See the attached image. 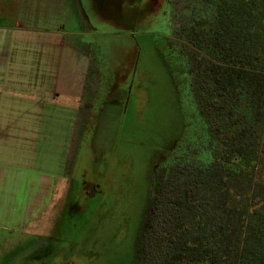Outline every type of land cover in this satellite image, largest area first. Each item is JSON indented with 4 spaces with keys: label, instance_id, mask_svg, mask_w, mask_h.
<instances>
[{
    "label": "rangeland",
    "instance_id": "rangeland-1",
    "mask_svg": "<svg viewBox=\"0 0 264 264\" xmlns=\"http://www.w3.org/2000/svg\"><path fill=\"white\" fill-rule=\"evenodd\" d=\"M163 5L160 0H76L75 17L66 20L58 50L39 43L48 35L29 34V82H0L1 100L14 91L39 101L34 108L41 117L29 114V122L39 124L29 177L13 160L0 162L2 170L12 171L0 180V191L18 188H13L15 172L20 180L29 179V223L22 228L0 223V264H135L153 167L193 117L186 76L165 66L160 54ZM134 13L142 17L136 28ZM82 55L94 63L83 79L84 67L77 69ZM57 59L60 80L51 77ZM96 65L111 73L113 86L102 84ZM72 79L77 83L70 90ZM113 90L121 96L109 95ZM98 93L108 95L100 100ZM92 108L96 124L90 123ZM0 207L7 215L15 207L22 216L8 195L0 198ZM59 247L69 257H46Z\"/></svg>",
    "mask_w": 264,
    "mask_h": 264
},
{
    "label": "trees",
    "instance_id": "trees-1",
    "mask_svg": "<svg viewBox=\"0 0 264 264\" xmlns=\"http://www.w3.org/2000/svg\"><path fill=\"white\" fill-rule=\"evenodd\" d=\"M188 8L193 117L153 167L135 264H264V0Z\"/></svg>",
    "mask_w": 264,
    "mask_h": 264
},
{
    "label": "crops",
    "instance_id": "crops-1",
    "mask_svg": "<svg viewBox=\"0 0 264 264\" xmlns=\"http://www.w3.org/2000/svg\"><path fill=\"white\" fill-rule=\"evenodd\" d=\"M33 1L0 0V82H14V84L15 82H29V34L48 35L39 43L46 49L54 51L56 48L58 50L61 46L58 36L63 31L66 20L75 17L76 0H36L35 4H32ZM82 59L76 64L80 72L81 67H84L80 77L83 79L85 77L83 73L88 67L89 60L86 55H82ZM58 61L59 59L53 61L54 68L52 74L50 73L55 79H59L58 72L61 73ZM76 64H74L75 69ZM75 78L78 79L79 75ZM70 81L73 82L69 83L68 89L72 90L77 82H74L75 79ZM26 88L29 86L27 85ZM7 93L3 100L0 99V115L7 117L3 119L0 116V162L13 160L16 169L28 178L29 154L34 153L33 142L36 134L39 133V124L30 123L29 114L36 113L37 118L41 117L40 111L37 113V109L34 108L39 101H35L34 97L29 98V95L22 98L14 91ZM15 100H20L21 105H17L18 101L14 102ZM29 102L32 104L29 105ZM16 114L20 116L13 119V115ZM1 165L2 163H0V180L12 172L2 170ZM15 173L13 188L16 185L18 188L1 189L0 198L6 199L8 195L17 200L18 206L23 210L22 216L19 218L15 207L8 209V215L7 212L1 213L0 207V223L5 221L7 225H17L18 228H22L29 223V179L20 180V174Z\"/></svg>",
    "mask_w": 264,
    "mask_h": 264
},
{
    "label": "flooded vegetation",
    "instance_id": "flooded-vegetation-1",
    "mask_svg": "<svg viewBox=\"0 0 264 264\" xmlns=\"http://www.w3.org/2000/svg\"><path fill=\"white\" fill-rule=\"evenodd\" d=\"M140 1V0H138ZM161 2H163V18L161 20V22L159 23L158 28L161 30V35H162V42L161 45H159L160 50L162 51L160 54L163 56V60H164V65L168 66L170 68H174L175 70L177 69L179 71V75L180 76H186L185 81H187L186 83V93H193V89H192V74H191V65H189V63L187 64V62H191V59L189 57V54L186 50L185 47V42L183 41V39L181 38V28L184 24V22L187 19V16L189 14V6L191 3L194 2V0H188L185 1L184 4L181 7H178V1L179 0H160ZM139 10V9H138ZM133 28H136L137 25L140 23V21L142 22V17H141V13H134L133 15ZM174 26H176L174 28ZM163 31V32H162ZM90 64L94 66V63L92 60L89 59V64H88V68L90 69ZM101 65V64H100ZM187 65L190 66L187 67ZM89 69H88V73H89ZM94 68H92L93 70ZM104 67L103 66H99L96 65V69L94 71V73H97L98 78L101 80L102 84L104 83V85L107 86V84L113 86V83H109V81L112 79L111 73L108 70L104 71ZM104 72L106 74V78L103 80L102 79V74L101 73ZM104 74V75H105ZM109 74V75H108ZM103 80V81H102ZM102 87V85H100V88ZM94 87L90 88L89 86V91L93 90ZM120 88L118 87V81L116 82V86H115V90L118 92ZM115 90L112 91V93L109 95L113 96V94H117V98L118 96L120 97L121 95H119V93H115ZM128 93V90L127 92ZM99 94V99L102 98L104 96L105 99V95H108V93H98ZM124 94V93H121ZM93 101H95L96 96L94 95V98L92 97ZM101 100V99H100ZM100 106L97 107V110L99 109ZM96 112L95 110H93L92 108V112L90 113V123H97L96 120ZM162 154H160L159 157H161ZM164 158V157H163ZM165 159V158H164ZM56 253L59 254H63L64 257H69L70 253L66 252L65 250L61 249L60 247L57 248V250H54L50 253H48L46 255V257L53 255L52 257L55 256ZM66 255V256H65ZM44 262V261H43ZM48 264V263H47Z\"/></svg>",
    "mask_w": 264,
    "mask_h": 264
}]
</instances>
